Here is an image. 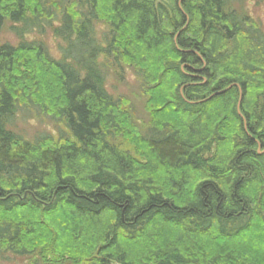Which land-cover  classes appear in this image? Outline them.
I'll list each match as a JSON object with an SVG mask.
<instances>
[{
  "label": "trees",
  "instance_id": "obj_1",
  "mask_svg": "<svg viewBox=\"0 0 264 264\" xmlns=\"http://www.w3.org/2000/svg\"><path fill=\"white\" fill-rule=\"evenodd\" d=\"M245 1L0 0V33L47 25L67 42L61 61L37 42L0 47V258L264 264V32ZM126 68L145 133L105 87ZM32 112L58 137L8 130Z\"/></svg>",
  "mask_w": 264,
  "mask_h": 264
},
{
  "label": "rangeland",
  "instance_id": "obj_2",
  "mask_svg": "<svg viewBox=\"0 0 264 264\" xmlns=\"http://www.w3.org/2000/svg\"><path fill=\"white\" fill-rule=\"evenodd\" d=\"M48 1L54 5L59 4L62 0ZM70 1L73 0H69V2ZM245 8L250 16L260 24L264 32V0H246ZM50 10L53 14H56V20H58L57 22H53L54 27H59L61 20L60 11H57V8L53 6L50 7ZM17 28H20V25H15L10 21L5 23L4 28L0 33V47L6 44L17 47L23 42H37L46 47L50 56L54 60H62V50L66 47L67 42L63 38L56 36L47 25H45V31L43 33L32 31L30 34L23 36L18 35L16 31ZM108 33L109 28L105 24H102L101 22H95L93 24V37L99 45L102 46L106 43ZM102 60L103 59H101V61ZM122 75L114 70H109L105 87L109 94L114 98H127L129 102L134 105V118L138 123L140 131L145 133L150 127L152 118L147 109L148 98L142 93L141 80L128 68L124 70ZM33 112L29 113L31 114V117L28 119L24 118L26 116L23 114L16 115L14 119L9 121L7 125L8 130L31 142H35L36 140L47 136L57 138L61 127L55 124L49 117L38 116V114ZM114 142L121 149H129V152L132 153L133 149L131 146L127 145L124 140L116 139ZM35 261V259L21 258L11 254H7L5 257L0 258V264H34Z\"/></svg>",
  "mask_w": 264,
  "mask_h": 264
},
{
  "label": "water",
  "instance_id": "obj_3",
  "mask_svg": "<svg viewBox=\"0 0 264 264\" xmlns=\"http://www.w3.org/2000/svg\"><path fill=\"white\" fill-rule=\"evenodd\" d=\"M240 101H241V98H240ZM240 101H239V105H238V113H239V114H240V110H239ZM260 149H261V147H260V145H258V151H259V154L261 153V152H260Z\"/></svg>",
  "mask_w": 264,
  "mask_h": 264
}]
</instances>
